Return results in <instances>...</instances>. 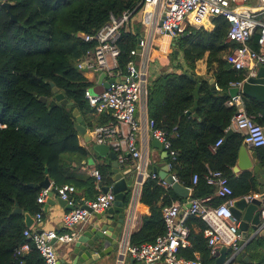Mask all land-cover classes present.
I'll use <instances>...</instances> for the list:
<instances>
[{"label":"trees","instance_id":"1","mask_svg":"<svg viewBox=\"0 0 264 264\" xmlns=\"http://www.w3.org/2000/svg\"><path fill=\"white\" fill-rule=\"evenodd\" d=\"M7 2L12 4L11 13L0 9V264H45L34 246L25 256L16 257L17 249L30 241L24 237L28 229L24 215L34 217L42 211L37 203L43 190L41 184L48 177L54 188L73 185L83 192L74 198L76 201L95 200L99 195L93 178L73 172L90 156V150L80 145L73 112H80L82 125L89 131L115 122L109 112L97 114L85 99L86 90L94 84L78 70V64L93 54L97 43H87L83 36L96 34L110 22L111 16L118 18L132 12L117 43V73L125 74L130 53L143 36L145 6L142 0ZM12 14L17 22L12 20ZM228 32L229 23L222 17L213 18L203 27H188L184 36L173 41L174 49L180 52L178 59L172 55L170 66L148 83L149 118L156 129L166 133L172 150L177 152L172 173L179 183L191 189L192 198L212 197V207L261 192L253 172L233 171L240 149L246 144L240 132L234 131L227 138L236 110L226 103L231 84L245 83L251 70H235L226 62L225 57L238 47L226 43ZM258 39L256 32L251 41L255 50L259 49ZM206 57L209 74L200 76L196 73L197 64ZM50 83L73 106L61 105ZM198 86L197 117L187 116L195 106ZM243 99L247 114L264 127V103L249 96ZM220 140L223 143L216 148ZM254 150L264 168V147ZM97 169L102 175V186H110L111 166L99 164ZM213 172H221L227 178L232 196L216 195L217 186L207 181ZM194 176H198L196 184ZM130 198L129 193L125 205ZM184 201L171 188L165 189L159 180L148 178L140 203L149 208L150 215L142 219L141 229L130 236V244H153L166 234L164 209ZM17 207L22 214L14 213ZM186 226L190 230V246L181 249L180 255L189 260L199 256L203 264H215L203 236L206 223L191 216ZM243 253L250 259L249 264H264V237L252 240Z\"/></svg>","mask_w":264,"mask_h":264},{"label":"built area","instance_id":"2","mask_svg":"<svg viewBox=\"0 0 264 264\" xmlns=\"http://www.w3.org/2000/svg\"><path fill=\"white\" fill-rule=\"evenodd\" d=\"M7 0H0V9ZM249 0H142L145 9L142 13L143 22L151 30L153 36H166L171 41L184 36L188 27H203L213 18L222 17L229 23V32L226 43L238 45L225 58L226 62L235 70L249 68L250 77H255L259 69L264 66V0H258V6L247 5ZM151 9V16L146 18L145 11ZM132 12H126L121 17L111 16L110 22L94 35H85L83 39L87 43L96 42L97 46L93 54L82 59L78 64V70L82 73L91 70L98 74H105L106 79L115 80L103 90L102 93L93 94L90 89L85 92V99L97 114L109 112L115 122L89 131L96 144L110 146L118 156L121 165L132 160L140 180H136L133 194L140 195V189L148 178L159 180L165 188L171 185L158 175H148L149 160L137 145V133L140 130L136 120V113L140 109H146L148 97V52L151 48L149 38L143 36L138 40L137 47L130 53V62L125 74H118V58L120 49L117 45L121 38L122 30L129 24ZM259 33L258 46L255 50L251 47L254 34ZM141 50V52H140ZM116 80H119L118 82ZM243 82L232 83L231 88H238L240 93L230 97L226 105L236 110L231 120L229 130L240 132L245 136V144L252 148L264 147V127L256 123L255 117L247 114L241 89ZM152 137L161 142L168 153L166 165L174 182H179L172 173L173 164L177 158V152L172 150L166 133L156 129L153 120L148 121ZM123 128H127L124 131ZM223 143L218 141L216 148ZM89 176L94 178V185L99 195L95 200H83L77 204L74 195L77 189L73 185H64L56 188L58 196L72 210L63 216L65 232L53 230L27 229L24 237L29 242L24 243L16 251V257L28 254L32 247L40 253L45 264H58L56 244L71 245L79 235V227L86 225L94 216L111 208L115 203V195L109 191L102 192V175L96 169H90ZM137 176V177H138ZM139 178V177H138ZM137 178V179H138ZM208 184L217 186V196L226 198L233 195V190L227 178L221 172L210 173L207 177ZM194 184L198 182V176L193 178ZM191 190V189H190ZM50 190H42L37 203L42 211L35 216V224L43 219V207L47 203ZM259 194L243 197L247 202L256 199ZM212 197L204 199L192 198L187 202H174L164 209V220L167 226L166 234L158 237L153 244L132 246L130 236L120 242L117 264H123L120 256H130L142 264H203L200 257L189 260L180 255V250L190 246V230L186 226L188 217L201 218L207 225L203 236L207 241L210 256L215 258L223 247L229 250V257H235L242 252V236L239 222L231 212L236 200H227L217 207L209 205ZM190 208H186V204ZM260 230L264 229V210L261 211Z\"/></svg>","mask_w":264,"mask_h":264},{"label":"water","instance_id":"3","mask_svg":"<svg viewBox=\"0 0 264 264\" xmlns=\"http://www.w3.org/2000/svg\"><path fill=\"white\" fill-rule=\"evenodd\" d=\"M3 8L11 13L12 4L6 2L3 5ZM11 18L14 22H17L15 15H11ZM141 52V50H140ZM174 59H178L180 52L179 50H173ZM106 75L102 74L98 87L95 88V93H102L104 89V80ZM115 80L111 79L109 84L113 83ZM117 82L119 80H116ZM213 84L214 81L211 80ZM50 86L53 87L54 93L56 95V100L60 102L61 105L73 106V103H69L65 100L64 95L59 93V89L54 86L53 83H50ZM199 89L197 87L195 92L196 103L194 108L187 112V116L197 117L195 111L198 108L199 101ZM213 90H218V87L215 85ZM240 93L238 88H231L229 90V96L234 97ZM241 93L243 96H249L257 99L258 101L264 103V66H262L255 77H250L247 80L242 89ZM42 102L45 103L46 100L42 99ZM73 117L76 120V129L79 132L86 142H92V137L90 136L88 130L83 127V118L80 112L75 109L73 112ZM234 133L233 130L228 132L227 138ZM159 142V141H158ZM161 149L164 150L166 158L168 153L165 151L164 146L160 143ZM93 151L100 156L101 158H109L111 163V173H112V185L105 186L102 188V192L108 193L111 191L115 195L114 205L101 212L94 213L95 219L92 223L83 226L79 230V235L77 240L69 246L67 255L65 259L58 261V264H95L100 259L105 258L113 254L115 248L119 249L121 242V234L124 229L127 218L128 206L125 205V199L127 194H131L132 200L134 199L133 190L135 188L136 180H140V176L137 175L134 167H126L121 165L118 161L117 154L112 151L110 146L106 144H95ZM235 174L240 172L251 171L259 178L257 179L258 183L264 187V168L259 163L257 159V154L255 152H250L247 145L242 146L239 152L237 165L233 169ZM156 174L160 179L165 180L171 185V189L183 200H189L191 197V190L183 186L179 182H174L172 174L169 173L167 167L159 169L158 167H153L148 170V175ZM139 178H138V177ZM138 178V179H137ZM144 185V183H143ZM30 187L33 184L29 185ZM42 189L50 190L49 199L45 204V212L48 211L50 206H54L58 203L61 207H65L68 210H72L73 207L68 205L67 201L61 200L58 196L56 188L52 187V183L47 177L46 180L41 184ZM264 204V192L260 193L256 199H253L251 202H247L244 198L238 199L235 201L231 212L235 219L239 222V229L242 236L243 245L242 252L237 256L229 257V250L227 247H223L219 254L216 257L215 264H240V263H250V259L243 253L245 247L255 238L264 237V229L260 230L261 226V211ZM186 208H190V204H186ZM16 214H22V210L17 207L14 211ZM25 225L27 228L31 229L35 224V219L30 214H25ZM113 222H116V226H113ZM249 228L254 230V234L248 238L247 232ZM130 264H134V258L128 256ZM119 260L124 261L125 257L120 256Z\"/></svg>","mask_w":264,"mask_h":264},{"label":"crops","instance_id":"4","mask_svg":"<svg viewBox=\"0 0 264 264\" xmlns=\"http://www.w3.org/2000/svg\"><path fill=\"white\" fill-rule=\"evenodd\" d=\"M250 6H258V0H249ZM146 18H149L151 16L152 10H146L145 11ZM147 36L149 38L151 48L148 52V60H149V66H148V83L151 80H154L158 76L162 74V71L168 68L172 61V55L171 50L173 52L174 48L172 47L173 41H171L166 36H153L151 30H149V27L143 22V36ZM142 36V37H143ZM175 57V56H174ZM226 58V57H225ZM207 57L203 60L199 61L197 64V70L196 73L200 76H205L209 74L207 72V66H206ZM82 74L91 82L94 84V87H98V82L102 74H98L96 72H93L91 70H87L85 72H82ZM212 73H210L211 75ZM214 81V79H212ZM109 81L104 80V89L108 86ZM103 89V90H104ZM99 94V93H95ZM136 120L139 123L140 130L137 133V145L142 150L143 154L148 157L149 160V169L153 167H158L159 169H162L166 167L168 163V157L166 158V155L164 153V150L161 149L160 143L157 140H155L152 137L151 130L149 128L148 121L150 120L148 109H140L136 113ZM124 131H127V128H123ZM92 137V135H90ZM80 145L82 147H85L90 150V156L86 161H83L82 165L80 167H77L73 170L74 174L79 175H86L89 176L90 169H97V166L99 164L103 165H110L111 161L109 158H101L98 156L94 151L93 147L96 144L93 137L92 142H86V140L80 136ZM249 151L255 152L254 148L248 146ZM125 166L131 167L132 166V160L127 159ZM92 178V177H91ZM258 179L259 177L256 176ZM94 179V178H93ZM112 185V184H111ZM108 185H103V187ZM260 193L264 192V187L259 184ZM140 189V195H141ZM99 193V192H98ZM83 194L82 191L77 190V194L74 195V198L76 199V196H81ZM140 195L138 197L134 196V199L132 200V196L130 198V202L127 205V218L126 223L124 225V229L121 234V240L123 238H126L128 236H131L133 233L138 232L142 227V219L146 216L150 215V210L147 206L140 203ZM84 198H82L80 201H76L77 204H81ZM184 202H187L185 200ZM264 205V204H263ZM264 210V206L262 208ZM44 216L40 223L33 226L35 229L40 230H53L56 232H65L66 229L63 225V216L69 212L67 208L61 207L58 203H56L54 206H50L48 211L45 212V206L43 207ZM35 218V216H34ZM95 216H92V218L89 220V222L86 224H90L94 221ZM116 222H113V226H116ZM85 226V225H84ZM83 226L79 227L78 230H80ZM254 234V230L252 228H249V231L247 232L248 238ZM55 249L57 251L58 255V261L61 259H65L67 255V251L69 249V245H61L56 244ZM118 248L116 247L113 254L106 256L105 258L100 259L95 264H117L118 259ZM129 257L126 256L125 260L123 261V264H130ZM134 264H142L137 261H135ZM155 264H164L163 262H158Z\"/></svg>","mask_w":264,"mask_h":264},{"label":"rangeland","instance_id":"5","mask_svg":"<svg viewBox=\"0 0 264 264\" xmlns=\"http://www.w3.org/2000/svg\"><path fill=\"white\" fill-rule=\"evenodd\" d=\"M175 42H173V44H174ZM172 47L174 48L175 47V44L174 45H172ZM171 53H172V50H171ZM90 90H91V92L94 94L95 93V87L93 86L92 88H90Z\"/></svg>","mask_w":264,"mask_h":264},{"label":"bare ground","instance_id":"6","mask_svg":"<svg viewBox=\"0 0 264 264\" xmlns=\"http://www.w3.org/2000/svg\"><path fill=\"white\" fill-rule=\"evenodd\" d=\"M169 38V37H168Z\"/></svg>","mask_w":264,"mask_h":264}]
</instances>
